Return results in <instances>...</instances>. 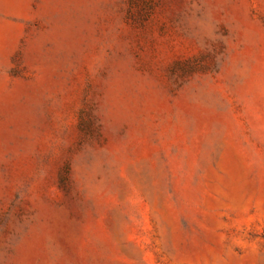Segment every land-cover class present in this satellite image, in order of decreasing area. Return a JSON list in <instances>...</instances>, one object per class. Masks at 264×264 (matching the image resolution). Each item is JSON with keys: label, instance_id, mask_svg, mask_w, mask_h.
Segmentation results:
<instances>
[{"label": "rangeland", "instance_id": "1", "mask_svg": "<svg viewBox=\"0 0 264 264\" xmlns=\"http://www.w3.org/2000/svg\"><path fill=\"white\" fill-rule=\"evenodd\" d=\"M0 264H264V0H0Z\"/></svg>", "mask_w": 264, "mask_h": 264}]
</instances>
